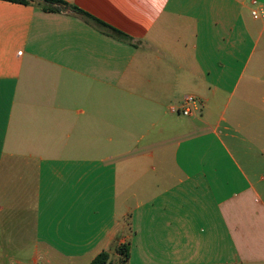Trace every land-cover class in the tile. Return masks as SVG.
I'll use <instances>...</instances> for the list:
<instances>
[{
  "label": "crops",
  "instance_id": "crops-1",
  "mask_svg": "<svg viewBox=\"0 0 264 264\" xmlns=\"http://www.w3.org/2000/svg\"><path fill=\"white\" fill-rule=\"evenodd\" d=\"M62 1L0 0V264H264V0Z\"/></svg>",
  "mask_w": 264,
  "mask_h": 264
},
{
  "label": "trees",
  "instance_id": "trees-1",
  "mask_svg": "<svg viewBox=\"0 0 264 264\" xmlns=\"http://www.w3.org/2000/svg\"><path fill=\"white\" fill-rule=\"evenodd\" d=\"M13 3H20V4H27L31 0H3ZM44 2L51 3V4H61L65 7L68 6V3L62 0H43ZM119 255V260L117 263H113L112 257L113 254ZM129 259V246L128 244H120L118 245L116 242L111 245L109 250L103 251L99 255H97L91 264H127Z\"/></svg>",
  "mask_w": 264,
  "mask_h": 264
},
{
  "label": "built area",
  "instance_id": "built-area-1",
  "mask_svg": "<svg viewBox=\"0 0 264 264\" xmlns=\"http://www.w3.org/2000/svg\"><path fill=\"white\" fill-rule=\"evenodd\" d=\"M253 4H256V2L254 1ZM252 15L253 17L258 18L259 13L256 10H254L252 11ZM196 104L197 102L195 97L191 95H187L184 97L181 106L174 111H180L182 115L189 116L192 114L194 110L197 109Z\"/></svg>",
  "mask_w": 264,
  "mask_h": 264
}]
</instances>
